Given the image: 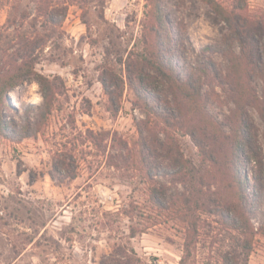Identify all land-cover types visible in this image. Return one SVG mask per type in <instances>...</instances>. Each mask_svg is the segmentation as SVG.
Returning <instances> with one entry per match:
<instances>
[{"label":"rangeland","instance_id":"rangeland-1","mask_svg":"<svg viewBox=\"0 0 264 264\" xmlns=\"http://www.w3.org/2000/svg\"><path fill=\"white\" fill-rule=\"evenodd\" d=\"M219 1L227 7L238 2L250 19L263 18L264 0ZM145 3L0 0V71H10L19 63L28 40L37 42L33 48L34 69L55 78L59 86L54 108L37 134L14 140L0 135V264H99L101 260L120 258L118 253L124 249L142 264H178L184 223L169 202L172 197L177 206L183 184L172 176V156H178L174 152L177 148L190 164L205 169L209 165L184 129L170 126L166 144L174 150L171 155L158 151L163 165L168 167L171 162L169 172L155 177L165 187L166 204L156 206L150 200V182L143 171L137 163L120 158L125 151L119 140L138 153L137 124L143 126L140 122L148 120L160 140L165 139L164 124L135 105L127 84L119 97V110L113 114L107 109V96L99 81L106 68L120 75V59L125 60L141 36L142 25L149 20ZM161 4L168 23L183 37L182 51L175 62L177 71L183 76L206 58L224 70L227 61L219 53L201 51L206 45L219 43L227 32L214 11L200 0H161ZM43 8L55 12L61 19L60 26L46 21ZM234 49L238 51L236 43ZM252 76L261 96L262 82L256 74ZM227 88L214 85L209 90L206 111L232 138L228 125L233 121L234 106ZM7 99L9 107L2 109V115L20 123L25 109L41 102L38 82L26 78L8 92ZM169 110L174 112L173 107ZM247 116L256 133L262 163L241 145L240 169L248 197L244 210L255 231L245 264H264L263 122L252 106L247 107ZM143 131L145 135L147 130ZM224 149L218 148L211 171L214 175L205 179L206 183L213 182L203 190H218L227 198L223 185L230 177ZM59 152L67 156L70 172L76 171L74 178L62 182L50 174L53 156ZM226 201L229 205L233 202L230 198ZM241 240V234L224 218L203 212L187 264H223L222 256L232 257L240 251Z\"/></svg>","mask_w":264,"mask_h":264},{"label":"trees","instance_id":"trees-1","mask_svg":"<svg viewBox=\"0 0 264 264\" xmlns=\"http://www.w3.org/2000/svg\"><path fill=\"white\" fill-rule=\"evenodd\" d=\"M98 4L104 0H96ZM209 6L216 16L224 23L226 33L217 44L206 45L201 49L203 53L217 52L227 61L226 68L221 70L211 58H206L200 64L194 65L183 76L176 69V59L182 51V35L175 33L168 23L161 0H146L145 15L152 24L142 25L141 36L133 49H130L124 61L120 59V75L111 69H103L99 81L107 96V109L113 114L119 110V97L125 84L134 94L135 105L145 114H153L163 122L162 132L165 139L160 140L153 133L149 121H141L136 129L140 140L137 142L138 153L131 152L127 143L119 140L125 153L120 158L136 164L143 171L150 182L148 191L150 200L158 207L165 206L162 183L155 179L166 176L169 169L161 163L159 150L172 154L174 148L166 144L169 138L168 128L177 126L183 128L197 146L208 169L195 166L185 159L176 148L178 156H172V176H177L183 185L179 194V202H169L178 218L184 223V240L182 254L178 264H187L192 257V249L199 234L200 214L214 213L226 220L228 225L237 230L241 236L240 251L232 257L222 256L223 264H245L251 252V240L254 228L250 223L244 203L248 199L245 192V176L240 169V147L261 162L260 151L255 143L256 133L253 124L247 116V107L256 109L263 122L264 139V15L263 18L253 20L236 3L227 7L219 0H200ZM235 1V0H234ZM62 9V10H61ZM60 13L64 16L62 7ZM43 16L48 23L60 26L61 19L55 16L53 10L43 8ZM234 43L238 51L234 49ZM36 44V45H35ZM37 42L27 41L25 50L19 55V63L10 71H0V135L10 140L22 139L37 134L46 124L51 114L58 85L54 79L35 71L33 65L34 49ZM110 70V71H109ZM252 71V72H251ZM256 74L262 82V93L258 96L252 82V75ZM34 78L41 93V102L31 104L25 109L20 123L14 119H5L2 109L9 107L8 92L24 82L26 78ZM214 85H226L234 106L233 121L228 125L233 137L221 128L206 111L210 103ZM155 104H159L156 108ZM173 107L174 112L169 108ZM143 129L147 130L144 135ZM90 134H92L89 131ZM167 138V139H166ZM116 138H114V141ZM225 147L228 155V175L230 179L223 186L226 187L227 198H223L220 191L206 193L203 186L213 181H205L213 176L212 166L216 164L218 148ZM64 153H57L52 159L51 178L62 182L64 178H74L76 171L70 172ZM164 156V155H163ZM171 158V157H170ZM259 184V180L255 181ZM209 190V188H208ZM233 201L227 204L229 198ZM263 200H264V152H263ZM175 206V207H174ZM264 232V229H263ZM134 236L135 232H131ZM120 258L101 260L99 264H142L140 259L128 255L124 249L118 253Z\"/></svg>","mask_w":264,"mask_h":264}]
</instances>
